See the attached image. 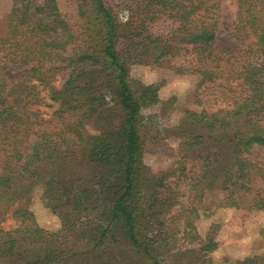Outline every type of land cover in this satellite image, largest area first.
<instances>
[{"label": "trees", "instance_id": "trees-1", "mask_svg": "<svg viewBox=\"0 0 264 264\" xmlns=\"http://www.w3.org/2000/svg\"><path fill=\"white\" fill-rule=\"evenodd\" d=\"M236 5L234 46L221 48L223 0H9L0 264H192L219 248V225L205 238L196 228L210 194L236 209L232 220L264 211V168L251 157L264 148V0ZM134 65L197 78L182 155L161 176L144 164L148 134L161 136L145 113L161 103L160 85L133 79ZM38 201L59 232L38 224Z\"/></svg>", "mask_w": 264, "mask_h": 264}, {"label": "rangeland", "instance_id": "rangeland-1", "mask_svg": "<svg viewBox=\"0 0 264 264\" xmlns=\"http://www.w3.org/2000/svg\"><path fill=\"white\" fill-rule=\"evenodd\" d=\"M236 1L223 0L220 33L217 41L218 46L221 48L234 46L231 25L236 19ZM3 8H5L4 11ZM8 8L9 0H0V35L4 34ZM10 73L17 74V71L12 70ZM65 77L66 74L61 76L58 82L59 85H62ZM131 77L146 84L160 85L161 103L145 111V113L146 115L156 114L155 126L160 130L161 136L158 139H152L150 136L155 135V131H148L150 133L147 138L144 164L149 176H161L173 170L182 155L179 150L180 139L178 135H180V129L183 125L182 117L192 101L197 78L176 75L168 68L148 65H134ZM155 143L156 145H154ZM251 157L264 168V148L259 146L253 148ZM257 185L264 186L263 179L258 180ZM219 198L220 195L217 193L210 194L208 201L212 203L211 215L203 220L196 221L197 232L202 238L207 236L213 224L220 226L216 237L219 248L205 258L195 259L196 261L192 264H234L236 261L247 257L264 255V211H253L243 219L232 220L236 209L227 206L218 207ZM185 201L186 198H183L184 203ZM31 209L35 214L36 221L42 228L52 233L60 231L61 222L59 218L47 209L42 202H36ZM178 210L179 206L175 211ZM13 223L10 220L6 226L9 228L14 227ZM180 235L181 233H175V238ZM175 245L180 247L178 241H175ZM171 252H173L172 249ZM204 260L205 262H203ZM57 264H61V262Z\"/></svg>", "mask_w": 264, "mask_h": 264}]
</instances>
